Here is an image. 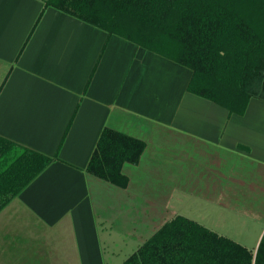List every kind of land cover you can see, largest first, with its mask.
Listing matches in <instances>:
<instances>
[{
  "label": "crops",
  "instance_id": "1",
  "mask_svg": "<svg viewBox=\"0 0 264 264\" xmlns=\"http://www.w3.org/2000/svg\"><path fill=\"white\" fill-rule=\"evenodd\" d=\"M192 75L43 0H0V136L55 158L0 214V262L122 264L177 215L257 249L264 101L230 113ZM106 128L146 143L125 187L87 170Z\"/></svg>",
  "mask_w": 264,
  "mask_h": 264
},
{
  "label": "trees",
  "instance_id": "2",
  "mask_svg": "<svg viewBox=\"0 0 264 264\" xmlns=\"http://www.w3.org/2000/svg\"><path fill=\"white\" fill-rule=\"evenodd\" d=\"M43 1L190 68L189 91L230 113L244 114L251 98L264 101V0ZM145 147L106 128L87 170L125 187L122 167L138 164ZM54 159L0 136V214ZM122 264H264V234L249 249L177 215Z\"/></svg>",
  "mask_w": 264,
  "mask_h": 264
},
{
  "label": "rangeland",
  "instance_id": "3",
  "mask_svg": "<svg viewBox=\"0 0 264 264\" xmlns=\"http://www.w3.org/2000/svg\"><path fill=\"white\" fill-rule=\"evenodd\" d=\"M137 248H135L133 251H135ZM133 252H131V254H132ZM3 261V264H7L6 263V261L5 260H2ZM0 264H2L1 262H0Z\"/></svg>",
  "mask_w": 264,
  "mask_h": 264
}]
</instances>
